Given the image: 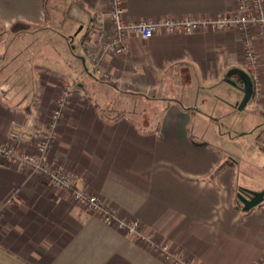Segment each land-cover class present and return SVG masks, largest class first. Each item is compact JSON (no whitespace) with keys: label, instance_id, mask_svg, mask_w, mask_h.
Returning a JSON list of instances; mask_svg holds the SVG:
<instances>
[{"label":"crops","instance_id":"crops-1","mask_svg":"<svg viewBox=\"0 0 264 264\" xmlns=\"http://www.w3.org/2000/svg\"><path fill=\"white\" fill-rule=\"evenodd\" d=\"M238 1L125 0L126 17L139 22L232 15ZM107 10L108 0H0V56L13 36L24 31L27 36L29 28H49L36 35L46 45L35 65L49 75L36 79V95L23 97L17 85L7 93L0 77V142H10L16 125L31 135L44 133L62 75L71 84L62 71V57L70 72L80 75L66 37L75 35L89 13L87 32L80 36L83 26L70 39L80 36L86 52L95 19ZM112 34L106 26V40ZM128 42L126 55L98 52L104 57L102 70L111 77L107 80L127 96L116 92L110 100H93L84 85L71 84L75 96L49 160L54 169L73 174L74 186L97 197L118 219L139 221L151 239L129 235L49 186L45 178L0 160V264H173L163 254L165 248L200 264H257L264 255V203L244 212L238 195L264 191L262 165L256 159L260 154L255 156L252 148L251 157L240 158L253 157L254 164H243L205 140L214 120L210 87L227 84L234 68L248 73L242 37L236 31L202 29L191 35L159 32L148 40L131 36ZM256 46L264 89V52L258 39ZM84 58L87 67V53ZM89 61L88 70L94 72ZM85 76L80 75L81 81ZM86 80L94 85L93 78L87 75ZM232 80L243 86L238 77ZM118 96L146 108L131 117L128 102L126 115L104 116L98 100L106 106Z\"/></svg>","mask_w":264,"mask_h":264},{"label":"built area","instance_id":"built-area-1","mask_svg":"<svg viewBox=\"0 0 264 264\" xmlns=\"http://www.w3.org/2000/svg\"><path fill=\"white\" fill-rule=\"evenodd\" d=\"M125 0H108V10L95 19V27L90 34V42L86 45L88 58L94 65L97 76L110 79V75L102 70L103 55H126L129 51V38L138 36L143 40L152 38L159 32L167 34H194L202 29L214 32L236 31L241 37L244 49L245 67L253 82V103L258 113L264 114L262 66L256 46V39L261 43L264 52V0H239L237 12L230 15H218L205 18H161L157 20L129 21L126 17ZM106 26L112 29V36L106 40ZM89 34V35H90ZM115 81V78H112ZM75 93L68 81L62 82L55 107L51 113L47 129L41 136L21 131L18 125L9 133L10 142H0V160H5L19 171L26 170L46 179L49 186L68 194L73 201L85 206L86 210L102 218L109 224H116L120 229L139 240H150L151 234L139 222H127L118 219L116 212L105 207L102 202L85 190L77 189L74 175L53 168L49 155L54 147L65 112L69 109ZM250 104V103H249ZM264 150V138L258 141ZM31 148L32 151H29ZM166 255L173 264H200L197 260L187 259L182 254ZM257 264H264V255Z\"/></svg>","mask_w":264,"mask_h":264},{"label":"rangeland","instance_id":"rangeland-1","mask_svg":"<svg viewBox=\"0 0 264 264\" xmlns=\"http://www.w3.org/2000/svg\"><path fill=\"white\" fill-rule=\"evenodd\" d=\"M82 17L83 23L78 25L76 30L77 32L81 26H85V29L80 34V36L87 32V29L91 24V17L89 13ZM28 31H31V28L27 29V32ZM80 36L78 38L79 40L81 39ZM78 39L74 42L72 48H74L75 54L77 56L85 57L86 52L82 49V45ZM66 61L67 58L62 57V62L60 64L63 68L62 71L64 70V73H67L71 84L75 87L84 85L88 91H91L96 95V88L94 87L95 85H91V83L89 84L86 80L87 74L83 81H81L80 75L75 74L73 71L70 72ZM89 62L90 61L88 59L87 68L89 67ZM34 72L36 79L40 78L39 80H41L45 78L46 80L49 78L47 71L42 69L38 70V66L36 65ZM62 77L64 80L61 82L68 81L66 74L62 75ZM77 81H81V83L78 85V83H76ZM220 84L222 85L220 86ZM97 91L101 92V89H97ZM209 92L211 93V98L214 103L212 106L209 104V114L214 120L210 123L211 130L209 135L206 136L207 138L205 137V140L209 139V142L211 141L210 143L220 151L223 150L224 153L226 152L227 154L235 155L233 157H237L238 162H242L243 164H254L252 163L253 157L251 159H241L240 157H244L245 155H247V157H251L249 152H252V148H255V156H257L256 152L260 154V157H257L256 159L258 164L262 165L261 174L264 177V151L260 145H254V140L258 135L261 134L260 136L264 138V116L256 111L253 103L248 104L244 110L240 111L238 109V105H240L242 102L244 94L239 88H236L230 84L218 83L215 86L210 87ZM125 101L126 102L123 103V100L121 99L116 103L120 106H126L128 102H130L127 100ZM129 106L138 108L142 111L145 107V104L142 102H131Z\"/></svg>","mask_w":264,"mask_h":264},{"label":"trees","instance_id":"trees-1","mask_svg":"<svg viewBox=\"0 0 264 264\" xmlns=\"http://www.w3.org/2000/svg\"><path fill=\"white\" fill-rule=\"evenodd\" d=\"M49 28L47 27H34L31 29V31H28L29 33L27 36L26 32H22L23 34H18L10 38L7 42V52L0 56V77L2 79V83L5 84L8 89L5 91L8 93L9 91L16 89L14 85H17L20 90H17L20 94L23 93V97L29 98L34 97L36 95V77L34 75V68L36 64V59L40 57L41 50L46 45L45 38L42 39L40 36H36L40 33H44ZM24 35V36H22ZM36 36L37 38L34 39V37L30 36ZM74 34L71 36L66 37L69 43L70 53L73 56V61L78 63V69L80 70V75L87 74L89 77L94 79V85L96 88V95L88 91L85 86V88L88 92L87 95H89L90 99H95L96 96L102 98V100H110V97L114 96L116 92L121 93V95L127 96V94H123L120 92L117 85L113 84V82L108 81L107 79L97 76L95 72H90V70H85V66L82 62V57H79L75 54V50L73 47L74 42L70 41V39H73ZM89 33L87 35V38L89 37ZM42 39V40H41ZM83 45H84V39H83ZM86 42H85V49H86ZM73 66V65H72ZM75 69V68H74ZM88 69V68H87ZM75 72V71H74ZM77 72V71H76ZM78 85L81 83V81H77ZM107 87L108 89L104 88ZM13 88V89H12ZM79 89V88H78ZM81 89V88H80ZM97 89H101L100 91H97ZM109 90V91H108ZM112 91V95L110 92ZM4 92V90L2 91ZM133 97H138L140 95L138 94H131ZM120 96L113 99L108 103V105L101 104L103 101L98 100V107L101 111V113L105 116H107L110 113H115L116 117H121L123 115H126V106L118 105L116 102L119 99ZM93 99V100H94ZM96 100V99H95ZM150 100V99H149ZM126 102L125 99L123 100V103ZM134 102V101H132ZM131 103V102H130ZM130 103L128 104V110L127 112L131 114V117H135V115L142 114L143 110L141 111L138 108L130 107ZM105 106V107H104ZM119 106V107H117ZM101 107H104L102 110ZM221 169V168H220Z\"/></svg>","mask_w":264,"mask_h":264},{"label":"water","instance_id":"water-1","mask_svg":"<svg viewBox=\"0 0 264 264\" xmlns=\"http://www.w3.org/2000/svg\"><path fill=\"white\" fill-rule=\"evenodd\" d=\"M82 30H83V26L79 28V30L75 33L74 36H77ZM82 62L85 66V70L87 71L88 69L86 67V60L84 57H82ZM232 77H238L239 81L243 84V86L239 87L238 83L232 80ZM225 82L236 88H239L243 92L244 97L240 105H238V109L240 111L244 110L247 107V105L250 103L254 91L253 82L251 80L250 75L244 70H241L239 68H234L228 72ZM238 197L243 205L244 212H249L250 210L264 203V191L262 192L244 191L243 193H240Z\"/></svg>","mask_w":264,"mask_h":264}]
</instances>
